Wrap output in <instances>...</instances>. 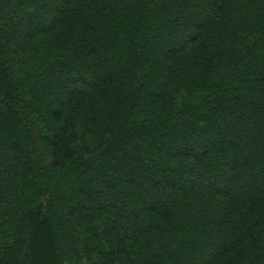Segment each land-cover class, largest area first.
<instances>
[{
    "label": "trees",
    "instance_id": "1",
    "mask_svg": "<svg viewBox=\"0 0 264 264\" xmlns=\"http://www.w3.org/2000/svg\"><path fill=\"white\" fill-rule=\"evenodd\" d=\"M0 264H264V0H0Z\"/></svg>",
    "mask_w": 264,
    "mask_h": 264
},
{
    "label": "rangeland",
    "instance_id": "2",
    "mask_svg": "<svg viewBox=\"0 0 264 264\" xmlns=\"http://www.w3.org/2000/svg\"><path fill=\"white\" fill-rule=\"evenodd\" d=\"M177 36H178V35H177ZM177 36L175 35V37H177ZM165 164H166V162H164L163 166H165ZM166 165H167V164H166ZM206 166L209 167V168H210V167H215V166H213V163H212V164H209V163H208ZM213 169L217 170V169H219V168L215 167V168H213ZM244 177L247 178V179H250V178H249V177H250L249 173H245V176H244ZM206 178H207V177H206ZM210 180H212V179L210 178ZM236 185L240 187V186L242 185V181H241L240 183H236V184H234V186H236ZM235 189H236V188H235ZM235 189H234V190H235ZM233 192H234V191H233Z\"/></svg>",
    "mask_w": 264,
    "mask_h": 264
}]
</instances>
